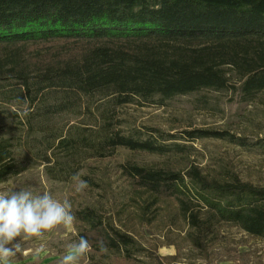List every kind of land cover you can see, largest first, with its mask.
I'll return each mask as SVG.
<instances>
[{"label": "trees", "instance_id": "obj_1", "mask_svg": "<svg viewBox=\"0 0 264 264\" xmlns=\"http://www.w3.org/2000/svg\"><path fill=\"white\" fill-rule=\"evenodd\" d=\"M202 90L245 102L264 91V0H0V184L35 168L71 182L124 147L166 160L119 165L130 192L113 214L73 202L72 240L90 241L87 264L138 260L144 247L121 223L129 207L150 224L174 204L172 222L182 220L185 239L205 258L223 225L264 240V185L234 169H207L193 144L218 138L251 149L264 139L124 127L123 106H164Z\"/></svg>", "mask_w": 264, "mask_h": 264}, {"label": "rangeland", "instance_id": "obj_2", "mask_svg": "<svg viewBox=\"0 0 264 264\" xmlns=\"http://www.w3.org/2000/svg\"><path fill=\"white\" fill-rule=\"evenodd\" d=\"M126 119L124 127H159L164 131L178 133L186 129L202 128L226 130L252 140L264 139V91L250 102L240 101L231 91L202 90L189 95H179L164 106L154 104H129L121 108ZM194 158L207 169L226 167L234 169L240 176L255 184L264 185V147L247 149L218 138H203L193 142ZM128 160L141 164L165 161L156 154L137 152L119 147L114 156L90 161L83 175H91L99 186L89 185L82 192L75 190L78 181L53 182L43 174L42 168L29 169L19 176L0 184V190L32 188L38 193L49 192L56 199L67 198L73 202L96 204L113 214L126 203L130 186L121 175L119 165ZM76 199V200H75ZM75 200V201H73ZM132 206V205H131ZM174 204L163 206L155 213L150 224L141 222V211L128 208L122 214L126 225L142 243L144 250L138 253V260L131 264L170 263L175 256L180 263L198 264H264V240L255 238L238 227L223 225L218 239L208 247L207 258L186 239L182 220L173 223ZM74 223L65 228L58 226L43 237H29L23 242L25 253L11 257L6 264H58L74 242ZM17 238V241L21 240ZM88 253L81 256L77 264L88 263ZM162 261V262H160Z\"/></svg>", "mask_w": 264, "mask_h": 264}, {"label": "clouds", "instance_id": "obj_3", "mask_svg": "<svg viewBox=\"0 0 264 264\" xmlns=\"http://www.w3.org/2000/svg\"><path fill=\"white\" fill-rule=\"evenodd\" d=\"M71 179L78 181L75 190L82 192L88 187L87 181L80 179V174H74ZM71 202L65 198L56 199L45 191L38 193L32 188H17L15 190H0V264H6L11 257L23 255V242L29 237H43L58 226L65 228L73 225L76 217L72 211ZM22 239L17 241V238ZM99 250L108 251L103 240L97 241ZM92 248L90 241L81 236L78 242L68 246V252L62 256L58 264H77L81 256Z\"/></svg>", "mask_w": 264, "mask_h": 264}]
</instances>
